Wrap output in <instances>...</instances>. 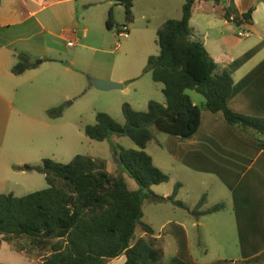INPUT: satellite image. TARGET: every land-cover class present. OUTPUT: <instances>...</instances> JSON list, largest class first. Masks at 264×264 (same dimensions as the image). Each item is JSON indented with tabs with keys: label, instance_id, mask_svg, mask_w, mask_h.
I'll use <instances>...</instances> for the list:
<instances>
[{
	"label": "crops",
	"instance_id": "0c3cea01",
	"mask_svg": "<svg viewBox=\"0 0 264 264\" xmlns=\"http://www.w3.org/2000/svg\"><path fill=\"white\" fill-rule=\"evenodd\" d=\"M47 2L48 0H2L0 6V194L22 197L17 190L26 188L27 182H41L36 176L29 178L28 173L37 171H26L25 166H38L49 157L35 152L34 146L10 149L9 129L16 120L24 121V118L31 121L34 137L39 138V129H50L47 116H50L49 111L52 110L49 101L53 75L56 72L66 75V71L61 68L69 72L72 66H66L68 63H65L61 67L59 59H67L66 49L61 42L67 44V39L75 35L57 34L45 18H40L48 7ZM184 4L185 0H134V22L138 16L150 22L149 17H153L152 13L159 9L158 32L166 21L182 19ZM143 5L145 9L142 11ZM251 10V22H247L245 27L249 35L240 37V27L229 22L228 17L232 15L245 21L244 15ZM111 23L113 27L117 25ZM190 25L194 30V38L204 43L211 57L234 79L229 107L236 113L264 119V0H223L219 5L202 2L195 6ZM20 55L26 56L32 63L40 64L37 68L16 76L12 69L18 64ZM48 79H52L51 83ZM109 79L117 81L116 83L124 82L113 74ZM154 84L156 91L163 97L156 101L165 104L163 84ZM33 89L46 94L42 95L46 106L39 107V111L46 113L45 121L26 117L21 110L24 105H21L23 100L20 92H27L31 96ZM150 101L152 100L146 102V110ZM194 104L197 105L195 102ZM133 108L135 109L134 106ZM157 144L159 148L166 150L173 165L176 164L184 173L188 172V175L196 179V184H200L196 191V207L203 196L207 198L200 213L224 204V201L228 204L227 211L225 209L211 215H196V219L228 212L233 222L238 250L234 256L226 253L227 249L220 252L214 250L212 253L209 246L201 242L197 245L199 251L196 250L195 258L188 227L179 221L168 220L174 218L165 216L164 219L167 220L163 221L159 229L153 228L164 249V262L169 264L173 258H179L186 264H264V142L261 143L252 133L230 125L223 113H212L202 106L201 124L196 134L189 138L169 136L164 144ZM212 184L221 188L224 200L209 202L207 189ZM175 185H169L165 194H156L169 197ZM184 185L179 192L180 200H183L181 191L184 190ZM185 211L193 215L191 211ZM192 226L203 227L205 222L193 223ZM144 236L143 233L139 238ZM0 237V241L8 244V264H38L23 256L20 250H13L12 245ZM1 252L0 250V254ZM125 261L126 257L122 256L108 264H124Z\"/></svg>",
	"mask_w": 264,
	"mask_h": 264
},
{
	"label": "trees",
	"instance_id": "16d2710c",
	"mask_svg": "<svg viewBox=\"0 0 264 264\" xmlns=\"http://www.w3.org/2000/svg\"><path fill=\"white\" fill-rule=\"evenodd\" d=\"M222 1L185 0L182 19L168 20L158 30L159 54L148 59L144 73H150L155 83L163 84L165 104L150 101L148 109L140 112L125 103L124 124L108 113L99 112L96 123L84 128L91 140L104 142L115 134L128 136L135 143L137 149L117 146L115 157L122 172L139 189L131 190L123 176L110 175L105 160L88 156L78 155L68 164L44 159L38 166L26 165V171L42 173L48 187L23 197L0 194L2 240L11 243L24 238L36 248L46 249L49 255L38 264H108L122 256L126 257L124 264H164L165 253L156 231L143 223L144 203L151 199L156 204L171 203L190 209L178 198L182 184H176L169 197L152 190L170 182V176L154 164L146 151L156 140L155 129L181 138L196 134L201 124V108L188 93L195 91L205 99L204 109L223 113L230 125L264 142V119L236 113L229 107L234 79L211 57L204 43L194 38L190 25L197 4L219 5ZM1 3L2 0L0 6ZM121 5L125 9L124 25L132 24L134 0H124ZM252 13L253 10L244 15L246 22H251ZM111 20L112 11L107 22L109 29L113 27ZM39 64L20 55L12 73L20 76ZM61 113V109L49 111L52 116ZM153 121L152 128H138ZM206 200L203 196L193 214L205 216L226 209L225 204H218L200 213ZM138 227L144 237L136 238ZM169 264L186 263L173 258Z\"/></svg>",
	"mask_w": 264,
	"mask_h": 264
},
{
	"label": "rangeland",
	"instance_id": "374dc122",
	"mask_svg": "<svg viewBox=\"0 0 264 264\" xmlns=\"http://www.w3.org/2000/svg\"><path fill=\"white\" fill-rule=\"evenodd\" d=\"M46 4L48 7L40 18H45L57 34L66 32L75 35V37H71L75 44L73 47H68L65 42H61L66 49L65 58L67 59H59L60 65L63 67L65 63L72 64L69 72L61 68L62 71H66V75L56 72L53 78L51 76L53 89L49 106L52 107V110L61 109L62 113L60 116L50 114L47 116L51 128L44 131L39 129V138L38 136L34 137L35 131L31 127V121L27 118H24V121L16 120L9 129V148L19 149L26 145L34 146L35 152H40L42 156H47L51 160L63 164L70 163L78 155L88 156L95 160H105L110 175L124 176L130 189L138 190L137 183L122 172L115 157L117 146L137 149L135 143L128 136L119 137L115 134H112L104 142L91 140L85 135L84 128L96 123V116L99 112L108 113L119 123L124 124L122 107L125 103L134 106L136 110L145 111L148 100L163 99L160 92L155 89L151 74L144 73L148 59L159 54L156 31L158 21H160L158 18L159 9L152 13L153 17H149L150 22L138 16L134 24L129 25L130 37L124 39L118 37L117 26H121L125 22V9L115 0H48ZM144 9L143 5L142 11ZM111 11V21L117 25L108 30L107 22ZM111 74L117 79L124 80L123 84L125 87L127 86V89L105 92L92 85L91 80L93 79L117 82L109 79ZM52 79H48V81L51 83ZM31 91L33 92L31 96L27 92H20L23 100L21 105L22 107L24 105L21 110L26 117L45 121L46 113L39 111V107L46 106L45 99H42V95L46 94L34 89ZM188 93L197 106L202 109L205 103L203 96L195 91ZM155 132L156 140L148 145L146 151L153 157L154 164L170 176L171 181L155 186L152 190L154 193L165 194L169 185L185 184L184 190L181 191L183 198L181 200L192 212L193 208H196V191L200 184L198 182L196 184V179L192 175H188V172L184 173L176 164L173 165V162L168 159L166 150L157 146L158 142L164 144L170 135L162 133L158 129H155ZM35 176L41 182L38 184H35L33 180L30 184L27 182L26 188L17 190L20 196L23 197L48 187L42 173H28L29 178ZM17 182L19 183L20 180ZM213 184L207 189L210 195L209 202L224 200L221 188L217 185L213 186ZM200 190L201 188H199ZM224 204L228 206L225 201ZM143 210L145 213L143 223L152 226L155 230L159 229L163 221L167 220L164 219L165 216L174 218L168 220L185 224L190 230L195 258L196 250L199 251L197 245L201 242L209 246L212 253L214 250L220 252L227 249L226 253L234 256L238 252L237 241L233 234V222L228 212L208 216L205 219H196V212L189 215L184 209L175 208L173 204H156L151 199L145 201ZM227 210L229 208H226L225 211ZM175 211H178V214H175ZM200 221L205 222V226H192L193 223L196 224ZM142 235L143 231L141 227H138L136 238ZM10 244L13 250H20L23 256L36 263L43 261L49 255L46 249H38L24 238L12 241ZM7 245L1 241L0 264L10 263ZM164 264L168 263L165 261Z\"/></svg>",
	"mask_w": 264,
	"mask_h": 264
},
{
	"label": "built area",
	"instance_id": "2783aa9c",
	"mask_svg": "<svg viewBox=\"0 0 264 264\" xmlns=\"http://www.w3.org/2000/svg\"><path fill=\"white\" fill-rule=\"evenodd\" d=\"M228 21L231 23H236L240 27L239 35L240 37H246L249 35V31L245 28L247 25L246 21H243L241 18H237L235 16H229ZM63 34L66 36L69 33L63 32ZM72 36H74V33H70ZM69 34V35H70ZM117 35L119 38L128 39L130 37V26L129 25H122L121 27L117 28ZM75 44L71 37L67 39V46L73 47Z\"/></svg>",
	"mask_w": 264,
	"mask_h": 264
},
{
	"label": "water",
	"instance_id": "95a60500",
	"mask_svg": "<svg viewBox=\"0 0 264 264\" xmlns=\"http://www.w3.org/2000/svg\"><path fill=\"white\" fill-rule=\"evenodd\" d=\"M115 1L117 3H120V4L124 2V0H115ZM66 66H69V64H66ZM91 83L98 90L105 91V92L117 90V89H124L123 84L116 83V82H109V81L93 79V80H91ZM153 126H154V121L153 122H144L138 128L145 129V128H152Z\"/></svg>",
	"mask_w": 264,
	"mask_h": 264
}]
</instances>
